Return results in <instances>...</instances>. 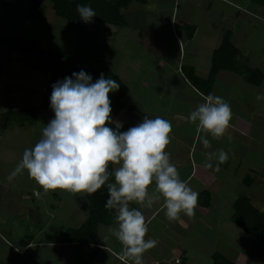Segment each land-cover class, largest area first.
<instances>
[{
    "label": "crops",
    "instance_id": "obj_1",
    "mask_svg": "<svg viewBox=\"0 0 264 264\" xmlns=\"http://www.w3.org/2000/svg\"><path fill=\"white\" fill-rule=\"evenodd\" d=\"M17 1L3 3L14 6ZM124 14L125 28L90 27L109 34L110 44L113 37L132 40L152 54L157 52L158 59L151 70L138 74L131 87L122 78L129 90L117 123L131 128L145 117L170 121L171 143L166 149L170 161L180 179L199 193L194 215L181 212L175 221L167 219L163 197L151 208L130 203V208L142 211L146 218L149 231L145 239L157 241L143 254L144 264H213L215 255L233 264H264V244L238 224L234 207L238 198L247 197L254 208L264 212L256 204L264 193V133L253 130L256 117L264 120L257 110L260 101L264 107V99H257L264 97V4L254 0H148L132 2ZM164 30L170 32L176 51L171 66L161 49L162 39L154 37ZM225 37L239 51L242 74L219 72L206 93L190 82V76L209 77L213 55ZM116 66L112 60L111 70ZM245 68L260 71L262 83L250 84ZM1 93L0 86V98ZM209 94L228 102L233 115L222 138L199 133L210 141L211 147L205 148L189 116ZM12 126H0V140L1 132ZM219 149L228 153V160L215 171L218 161L213 157L212 167H206V154ZM23 174L20 181L16 179L18 190L11 187V181L0 182V264H79L85 255H93L92 264H133L122 258L123 245L110 232L118 227L116 210L110 222L99 224L96 245L68 242L67 231L81 228L88 219L90 194L45 191L27 171ZM154 189L153 182L149 192Z\"/></svg>",
    "mask_w": 264,
    "mask_h": 264
},
{
    "label": "clouds",
    "instance_id": "obj_2",
    "mask_svg": "<svg viewBox=\"0 0 264 264\" xmlns=\"http://www.w3.org/2000/svg\"><path fill=\"white\" fill-rule=\"evenodd\" d=\"M81 19L89 22L96 16L90 6L77 5ZM74 77V78H72ZM53 85L50 97L55 113L43 128L42 138L33 148L25 149L21 162L8 176L12 181L27 170L29 176L45 191L65 190L73 193L94 194L109 181V165L113 170L114 183H108L106 209L116 210L117 228L110 232L123 245L122 258L133 264H144L143 254L157 245L155 239H145L149 228L142 211L130 208L135 202L151 208L161 197L163 208L170 221L178 220L180 213L191 217L198 204L199 193L182 181L175 164L166 151L171 143L170 121L145 117L142 123L121 132L122 124L113 123L109 94L119 89L114 79L103 74L93 83L92 77L80 71ZM257 99H264L257 96ZM204 103L190 113L189 120L197 124V138L205 148L210 141L199 133L222 138L230 126L232 109L222 97L209 94ZM209 162L220 164L228 160V153L219 149L206 154ZM155 183L153 192L149 187Z\"/></svg>",
    "mask_w": 264,
    "mask_h": 264
},
{
    "label": "trees",
    "instance_id": "obj_3",
    "mask_svg": "<svg viewBox=\"0 0 264 264\" xmlns=\"http://www.w3.org/2000/svg\"><path fill=\"white\" fill-rule=\"evenodd\" d=\"M55 14L64 19L67 25L75 30L76 51L73 55H66L52 49L40 48V41L35 39H24L0 33V45L25 55L39 63V70L48 75V84L41 103L31 108L8 111L0 116V126L35 125L40 110H49L53 117L55 113L51 108L50 97L53 85L58 81H63L66 77H72L73 73L84 71L92 77L95 83L103 74L105 79H114L120 87L109 94L112 108L113 123L109 124L116 130V124L124 111L123 99L128 94V87L123 79L115 71L111 70L112 54L114 52L109 39V34H99L90 25L102 24L114 28L127 27V19L124 14L125 9L136 1L146 3L148 0H51ZM259 4H264V0H254ZM77 5L90 6L96 16L89 22L81 19L77 11ZM44 13V5L40 0H33L29 9L28 17L37 20ZM239 51L233 46L229 37H225L219 49L212 58L210 75L207 79H200L195 75L190 76V82L194 86L202 88L208 93L216 81V77L221 71L242 74V67L239 64ZM247 80L250 84L259 85L262 83L263 74L260 71H253L245 68ZM74 78V77H72ZM129 127L122 126L119 131H127ZM114 165H109V181L100 190L88 196L89 216L81 228L68 230V242L96 245L98 239V226L101 223H108L114 217L115 209H106L105 204L108 199V183H114ZM250 179L246 180V184ZM235 214L238 224L249 234L257 238L264 244V212L252 206L251 200L247 197H240L234 204ZM93 255L83 256L79 264H92ZM213 264H233L226 258L215 255Z\"/></svg>",
    "mask_w": 264,
    "mask_h": 264
},
{
    "label": "rangeland",
    "instance_id": "obj_4",
    "mask_svg": "<svg viewBox=\"0 0 264 264\" xmlns=\"http://www.w3.org/2000/svg\"><path fill=\"white\" fill-rule=\"evenodd\" d=\"M3 1L0 0V33L24 39L39 40L42 49H52L66 55L75 53V30L70 28L64 19L55 14L51 0H40L45 6L44 14L37 20H32L27 16L31 0H16L14 6L6 2L3 3ZM160 25L162 26V24ZM102 33H105V31ZM154 37L162 39L163 47L161 49L167 53V61L171 66L176 51L171 44L170 32L167 30L156 32ZM112 42L111 46L114 50L112 59L117 64L114 69L131 87L132 82L137 80L138 74L143 75L140 73L141 71L151 70L150 68L156 61L155 58L158 57L157 52L152 54L132 40L119 41L118 37L115 39L113 37ZM121 61H124V63H121ZM0 81H3L0 86L4 89V93H1L0 98L1 116L2 113L7 111L39 105L48 84V75L39 70V63L36 60L0 45ZM257 110L264 114L261 101L257 105ZM52 119L54 117L49 110L41 109L35 125H26L23 128L15 125L1 132L0 182L1 180L9 182L7 178L21 162L25 149L35 146L42 138L43 128ZM255 122L257 123L253 130L256 128L264 133V120L256 117ZM26 171L24 170L23 173ZM23 173L17 175L10 182L11 187L16 190L19 189L16 179L20 181V177L24 175ZM259 198L260 200L256 199V204L264 209L262 204L264 203L262 201L264 200V193L261 192Z\"/></svg>",
    "mask_w": 264,
    "mask_h": 264
},
{
    "label": "built area",
    "instance_id": "obj_5",
    "mask_svg": "<svg viewBox=\"0 0 264 264\" xmlns=\"http://www.w3.org/2000/svg\"><path fill=\"white\" fill-rule=\"evenodd\" d=\"M177 262H180V260H179V261H177Z\"/></svg>",
    "mask_w": 264,
    "mask_h": 264
}]
</instances>
